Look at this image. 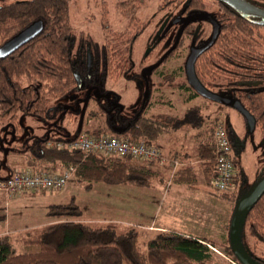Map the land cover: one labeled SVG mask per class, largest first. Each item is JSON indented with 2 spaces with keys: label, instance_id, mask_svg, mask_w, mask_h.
Segmentation results:
<instances>
[{
  "label": "trees",
  "instance_id": "16d2710c",
  "mask_svg": "<svg viewBox=\"0 0 264 264\" xmlns=\"http://www.w3.org/2000/svg\"><path fill=\"white\" fill-rule=\"evenodd\" d=\"M179 1L161 0L160 3L172 7ZM203 1L189 0L186 8L199 9L203 7ZM14 2L0 5V46L32 24L38 23L39 31L10 55L0 59V119L34 117L46 120L50 113L56 111L58 102L69 101L76 106V110H65L60 113V118H76L78 123L73 133L62 128L54 136L48 133L44 137L29 139L14 152H10L15 159L11 167H7L6 162L0 166V169L7 172L6 175H0V181L22 170L53 174L73 167L71 177L75 182L84 184L85 191H90L98 183L107 186L150 187L152 181L163 173V168L156 161L85 155L76 150L48 146L50 143H66L79 134H86L92 137L125 138L129 142L142 141L156 147L158 138L167 132L164 121L150 119L143 109L136 110L130 116H123L121 107L110 106L106 101L101 103V100L92 96L77 99L78 92L83 89L78 87L75 77L82 80L86 76V52L91 57L89 73L96 80V86L102 88L106 80L115 82L126 78L131 63L119 48L131 43L132 36L142 31L143 24L136 16L140 7L139 0H122L115 4L116 14L125 20V26L119 33L109 29L104 13H100V26L105 36L101 43L82 33L73 34L69 20L71 0ZM259 30V25L244 21L241 17L223 24L216 42L194 65L199 83L209 90L214 85L221 90L226 89L229 78L226 55L232 51L231 45L240 52H247L248 49L251 51V41H254L253 37L259 36ZM151 75L163 82L162 88L165 90L188 91L186 100L198 97L185 82L174 83L179 78L178 69L169 73L154 71ZM248 79L258 81L260 78L251 74ZM237 100L253 117L255 129L264 131V90L251 93L250 100L243 96ZM53 102L56 104L50 108ZM214 120L203 118L200 107L193 106L185 111L182 120L174 122V126L180 123L188 125L195 131L194 137L199 141L195 147L194 166L179 161L182 167L177 168L173 174L168 167L172 183L194 189L197 177L200 176L207 186H212L217 175L212 136L217 125H223L231 151L238 150L230 125H224L219 118ZM174 158L171 160H176ZM185 158L187 155L183 154L181 160ZM232 165L235 172L232 187L216 195L231 207V212L235 202L251 189L244 173L236 168L234 159ZM80 216L81 211L74 201L49 205L45 211V218L49 220L47 224L13 235H0V264H240L234 258L228 242L230 220L225 222L227 236L218 246L205 238L189 237L165 229L146 228L140 232L131 229L119 234L109 222L96 226L82 222ZM140 236L144 251L137 245ZM240 241L245 253L253 261L264 264V192L242 223ZM14 245L33 248L34 251L17 254Z\"/></svg>",
  "mask_w": 264,
  "mask_h": 264
},
{
  "label": "rangeland",
  "instance_id": "374dc122",
  "mask_svg": "<svg viewBox=\"0 0 264 264\" xmlns=\"http://www.w3.org/2000/svg\"><path fill=\"white\" fill-rule=\"evenodd\" d=\"M120 1L122 0H71L69 20L73 34H87L91 39L100 41L102 37L99 25L101 12L106 17L109 29L114 33L121 32L125 26V20L116 14L114 7ZM139 1L140 7L136 16L143 24V31L131 45L127 47L125 45L120 49L130 61L132 68L126 78L113 84L107 82L106 86L107 89L114 92L116 101L122 108V115L130 116L136 110L143 109L150 119L164 121L167 125V132L158 138L155 144L156 149L168 160H171L170 157L175 154L180 156L185 154L189 160L195 161V147L199 141L194 137L195 131L186 124L180 123L177 126L173 124L176 120L183 119L188 108L199 106L200 115L203 118L209 121L219 118L224 125H230L236 140L244 142V148L231 151V155L232 159L235 160L236 168L244 173L247 185L252 188L257 177L264 170V143L262 142L264 134L258 130L248 134L244 120L228 107L203 98L186 100V93L183 91L163 89V82L155 75L147 76V80L141 77L142 61L145 55L151 52V47L155 43L161 27L160 24L166 17L157 12L159 0ZM244 1L264 9V0ZM11 2L12 0H0V5ZM101 8L104 9L100 11ZM178 64L179 62L167 63L166 69H172ZM180 81H182V76L176 79L174 83ZM145 82L148 88L145 86ZM84 95L85 92L80 91L77 97L82 99ZM55 104L56 102L51 103L50 108ZM60 120H62L61 127L65 131L68 133L75 131L78 123L76 118L70 121L63 118ZM22 122L33 130V134L39 137H44L48 133L54 136L56 129H58L56 127L58 120L23 117ZM16 148L17 146H14V149ZM175 157L174 159L183 161L180 157ZM14 159L15 156L11 153L7 154L6 157H2L0 154V164L6 162L7 167H11V162ZM185 162L189 164L190 161ZM6 174L5 170L0 169V175ZM167 183H170L168 174L161 173L152 181L150 187L137 188L143 194L140 197L137 195L138 193L125 189L130 188L129 185L107 186L98 183L93 185L91 191H85L84 184L75 182L71 177L61 191L51 193L61 194L56 200V204L74 201L81 211V221H89L90 224L100 226L105 220H113L109 223L116 227L119 234L131 229H135L136 232L144 231L151 224L189 237L205 238L220 246L227 236L225 222L228 223L231 218V207L220 201L216 197L217 193L214 188L207 186L200 176L197 177L193 186L194 189L175 183L169 184V187L166 188ZM173 190H176V196H174ZM50 196L52 195L49 197L45 195L44 199L32 202L26 196L19 195L17 197L12 196L14 198H6L0 192V229L5 230V225H8L6 231L17 233L48 222L49 220L45 218V211L49 205L55 204L51 202ZM118 201H122L123 205L127 206H116ZM138 202L139 209L137 211L138 205L135 204ZM142 243L143 240L140 236L137 245L141 251H144ZM13 249L17 254L34 251L33 248H26L22 245H14ZM217 250L221 251L218 248ZM217 250H215L216 253H218Z\"/></svg>",
  "mask_w": 264,
  "mask_h": 264
},
{
  "label": "flooded vegetation",
  "instance_id": "af4514ba",
  "mask_svg": "<svg viewBox=\"0 0 264 264\" xmlns=\"http://www.w3.org/2000/svg\"><path fill=\"white\" fill-rule=\"evenodd\" d=\"M12 1L14 2V0ZM160 1L161 0H159L157 12H160L163 16L166 17V19L160 24L161 27L159 29L157 39L155 43L153 44V46L151 47V52L146 54L144 57V60L142 61L143 70L154 64H157V66L151 71V73L148 76H150L154 71L158 73H162V72L169 73L173 69H178L179 77L182 76V81L180 82H185L186 86L189 87L187 85L185 73H184L185 60L187 56L189 55L191 48L199 49L208 42L213 32V26L211 22L204 21V20H195L193 22H188L183 26L180 32V35L177 38V32L179 28L182 26V20L193 17L195 15H199V14L207 15L212 20H214V22L217 25L218 32H217V36L215 40L213 41L212 45L209 47L211 48L218 38L222 25L225 23H230L236 17L237 18L241 17L242 20L244 21L245 20L251 21L260 26L259 36L253 37L254 41H251L252 42L251 43L252 47L250 48L251 51H249L248 49L247 52H240L237 49H234L233 45H231L232 51L226 55V57L228 58L227 64H226V67H227L226 71L228 72V75H229L228 82H227L228 86H226L227 87L226 89L221 90L218 88L217 85H214L211 88V90L206 89L205 87L204 88L213 94L231 99L238 103H239V101L237 100L238 97L243 96L246 100H250L251 93L255 91H259V90H264V20L263 19L255 15L241 13L239 11H236L232 7L227 6L223 4L222 2L216 1V0H204L202 2L203 7L201 6V8L199 9H196V8L187 9L186 2L189 0H180L178 4H173L172 7H170V5H165L164 3H160ZM241 1H244V0H241ZM260 10L264 11V9H260ZM176 21L178 22L175 23ZM99 25H100V21H99ZM100 29H101L102 37L100 38V41L99 40L97 41L99 43H101L104 40V30L101 28V26H100ZM142 31H143V26H142ZM141 33H139V35ZM139 35L132 36L131 43L126 44V47L131 45L139 37ZM235 35L237 34L235 33ZM243 43L246 44V42L244 41V38H243ZM123 47L124 45L120 46L119 49ZM208 49H206L205 51H203L201 54H199L196 57L194 64H193V69H194V65L196 64V62L200 61L199 59L205 54V52ZM88 56L90 58V67L89 68L87 67V59H86V67H87L86 76L82 80L79 79L80 83L82 84V89L85 92L84 97L86 96V98H88L92 96L98 100H101V103H105L106 101L107 103H109L110 106L119 107L116 101L117 99L115 98L114 92H112L111 89L106 88L107 82H111L113 84V83H116L117 81L112 82V81L106 80L103 83L102 88H100L99 85L96 86V83H97L96 80L92 79L89 73L90 68H91V57H90V54L86 52V58ZM151 56L152 57L155 56V57L151 60L152 58ZM171 59L172 61H170ZM170 62H173V63L179 62V64L178 66L167 70L166 64ZM131 68H132V65H131ZM251 74H253V76L259 77L260 79L258 81L254 79L253 80L248 79V77ZM182 91L186 93V96L189 93L188 91L183 90V89ZM197 98H202V97L198 95V97L194 99H190V100H195ZM77 99L79 100V98ZM55 107H56V111L50 113V116L47 119L58 120L57 122L58 125L56 126L58 129H56V132H61L64 128L61 127L62 120H60V113L65 110L66 111L68 110L69 112H73L74 110H76L75 108L76 106L69 103V101H65V102H58ZM79 110H80V105H79ZM236 114L238 113L236 112ZM238 115L244 120V118L240 114ZM22 119L23 117H20L16 120H11L9 118L0 119V154L2 155V157H6L7 154H9L12 151L14 152V150H16L21 145H24L29 139L34 140L36 138H39V136H36L35 134H33V130L28 125L22 122ZM255 130L257 129H255V123H254V129L252 133ZM247 132H248V128H247ZM259 132L264 134V131H259ZM233 138H234V135H233ZM234 140H235V144L238 147V149L242 150L244 148V142L236 140L235 138ZM262 142L264 143V136H263ZM14 146H17V148L14 149ZM3 149H7V153L5 156H3ZM0 166H2V164H0ZM262 172H264V170ZM263 175L264 173L262 174V176Z\"/></svg>",
  "mask_w": 264,
  "mask_h": 264
},
{
  "label": "built area",
  "instance_id": "2783aa9c",
  "mask_svg": "<svg viewBox=\"0 0 264 264\" xmlns=\"http://www.w3.org/2000/svg\"><path fill=\"white\" fill-rule=\"evenodd\" d=\"M213 142L216 150V178L212 184L216 193H223L232 187L235 172L232 165L231 148L227 133L222 124L217 125L213 131ZM58 149L76 150L85 155L97 154L106 157H130L135 160L158 162L161 166L167 165L170 173L182 167L177 160H168L161 155L156 147L146 145L142 141L129 142L125 138L110 136L92 137L79 134L74 140L63 143H50ZM74 172L73 167H68L59 173L47 174L43 172H30L22 170L16 172L5 181H0V192L6 198L28 193L58 192L70 180Z\"/></svg>",
  "mask_w": 264,
  "mask_h": 264
},
{
  "label": "water",
  "instance_id": "95a60500",
  "mask_svg": "<svg viewBox=\"0 0 264 264\" xmlns=\"http://www.w3.org/2000/svg\"><path fill=\"white\" fill-rule=\"evenodd\" d=\"M220 1L223 4L232 7L236 11H239L241 13H247L251 15H255L261 19L264 20V11L260 10L258 8L253 7L252 5L241 1V0H216ZM18 2H14L16 4ZM195 20H204L211 22L213 26V32L211 37L209 38L208 42L199 49H190V53L187 56L184 64V73L187 85L190 87L192 91H194L197 95L200 97L209 100L211 102L223 105L225 107L231 108L234 111H236L238 114H240L244 121L246 122L248 133H252L254 129V120L253 118L241 107V105L233 101L231 99L218 96L216 94H213L206 90L197 80L193 64L196 59V57L201 54L203 51L208 49L213 41L215 40L218 32V28L214 20H212L209 16L199 14L195 15L190 18H186L182 20V26L179 28L177 32V38L180 35V32L183 28V26L188 22H193ZM176 21L175 23H177ZM39 24H32L28 28L24 29L23 31L17 33L13 37H11L6 43H4L2 46H0V59L8 56L13 51L18 49L20 46L28 42L38 31ZM173 48V47H172ZM171 48V49H172ZM157 66V64H154L146 69H144L141 72L142 78L148 76L151 71ZM87 67H90V58L87 57ZM75 80L78 84L79 88H82V84L79 81L78 76L75 77ZM145 86L147 87V83L145 82ZM147 89V88H146ZM96 92V91H95ZM7 153V149H3V156H5ZM264 192V175L254 184V186L243 196H241L234 204L233 211L230 218L229 223V230H228V242L231 246V251L234 256V258L240 263V264H258L255 261H253L244 251L241 241H240V232L242 223L247 215V213L250 211L254 203L257 201V199L261 196V194Z\"/></svg>",
  "mask_w": 264,
  "mask_h": 264
},
{
  "label": "crops",
  "instance_id": "0c3cea01",
  "mask_svg": "<svg viewBox=\"0 0 264 264\" xmlns=\"http://www.w3.org/2000/svg\"><path fill=\"white\" fill-rule=\"evenodd\" d=\"M173 156H178V157H180L181 158V156L180 155H173ZM172 156V157H173ZM172 157H170V158H172ZM184 163H187V162H185V161H190L189 162V164H191V165H195L196 163H195V161H193V160H189L188 159V157L187 158H185L184 160ZM162 168H163V174H168V176H169V179H170V175H169V168H168V166L167 165H163V166H161ZM169 184H172V182H171V180H170V183H167V187L166 188H168L169 187ZM93 188V187H92ZM125 189H130L129 191H134L138 196H142L143 194H142V192H140L141 190L139 189V190H137V188H135V187H130V188H125ZM92 190V189H91ZM90 190V191H91ZM170 190V189H169ZM176 190H173V194H174V196H176ZM45 195H48V197H49V195H52V196H50V200H51V202H53V203H55L56 204V200L58 199V197H60L61 196V194L60 195H58V194H54V193H49V192H42V193H28V194H24V195H22V196H26V197H28V198H30L31 200H32V202H37L39 199H44L45 198ZM58 195V196H57ZM17 196H19V195H17ZM17 196H14V197H17ZM14 197H12V198H14ZM136 197V196H135ZM137 198V197H136ZM72 201V200H71ZM68 202V201H67ZM60 204V203H59ZM64 204H66V203H64ZM53 205V204H52ZM107 205H109V204H107ZM137 207H136V210L138 211V209H139V202L137 203V204H135ZM110 206H112V205H110ZM116 206H127V205H123V202L122 201H118V203L116 204ZM113 207V206H112ZM114 208V207H113ZM126 208V207H125ZM117 208H115V210H116ZM118 210V209H117ZM112 222L113 220H111V219H109V220H105L104 222L105 223H107V222ZM49 222V221H48ZM48 222H46V223H42L41 225H44V224H47ZM82 222H86V223H89V221H82ZM41 225H39V226H41ZM6 226H8V225H5V230L4 229H0V235H3V234H8V235H12V234H14L15 232L14 231H6V228H8V227H6ZM147 229H160V230H167L166 228H164V227H158V226H154V225H151V224H149L147 227H146Z\"/></svg>",
  "mask_w": 264,
  "mask_h": 264
}]
</instances>
